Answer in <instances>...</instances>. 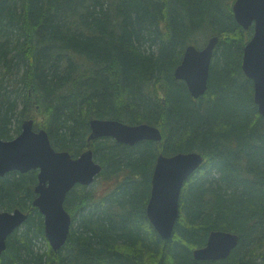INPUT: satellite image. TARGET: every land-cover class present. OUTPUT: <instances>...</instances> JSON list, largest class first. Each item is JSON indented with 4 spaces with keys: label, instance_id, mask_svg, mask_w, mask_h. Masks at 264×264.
I'll return each instance as SVG.
<instances>
[{
    "label": "trees",
    "instance_id": "1",
    "mask_svg": "<svg viewBox=\"0 0 264 264\" xmlns=\"http://www.w3.org/2000/svg\"><path fill=\"white\" fill-rule=\"evenodd\" d=\"M232 1L0 0V138L33 119L53 147L73 156L92 147L102 165L91 185L68 193L72 223L57 253L35 248L45 238L32 205L36 171L0 178V208L29 215L0 264H264V119L241 71L252 29L236 23ZM198 35L218 43L207 89L194 99L172 74ZM92 117L156 123L162 141L87 143ZM158 149L206 158L183 184L166 240L145 214ZM215 229L236 233L237 247L225 259L194 260L191 249Z\"/></svg>",
    "mask_w": 264,
    "mask_h": 264
},
{
    "label": "water",
    "instance_id": "2",
    "mask_svg": "<svg viewBox=\"0 0 264 264\" xmlns=\"http://www.w3.org/2000/svg\"><path fill=\"white\" fill-rule=\"evenodd\" d=\"M232 12L238 25L244 29L253 27L250 40L245 43L241 68L252 81L253 100L257 111L264 118V0H234ZM218 37L213 35L198 48L189 45L183 52L173 75L182 80L194 99L202 96L208 85V72L212 50ZM89 139L111 137L118 142L134 145L140 141L160 140L159 129L148 123L127 124L115 120L90 121ZM196 151H179L170 156L159 155L151 179L150 196L146 215L158 234L171 236L179 216V199L185 179L200 164ZM38 168V182L32 205L43 217L45 236L54 249L65 244L72 219L63 203L67 192L76 184L90 185L101 172L99 163L93 160L91 150L72 158L66 151H56L44 129H33V120L21 123V132L15 138H0V175L18 170L27 172ZM27 217L20 209L0 211V254L6 248L7 237ZM238 237L222 230L211 231L204 247L195 251L201 260L225 258Z\"/></svg>",
    "mask_w": 264,
    "mask_h": 264
},
{
    "label": "bare ground",
    "instance_id": "3",
    "mask_svg": "<svg viewBox=\"0 0 264 264\" xmlns=\"http://www.w3.org/2000/svg\"><path fill=\"white\" fill-rule=\"evenodd\" d=\"M232 4V3H231ZM234 18V17H233ZM242 28V27H241ZM242 29H244V28H242ZM244 30H246V29H244ZM215 36H217V35H215ZM218 37V36H217ZM198 40V39H197ZM200 40H198V42H199ZM217 43H218V41H217ZM217 43L214 45V47H213V50H212V53H213V55H214V53H215V51H216V46H217ZM192 43H189V44H186L185 45V47H184V50L189 46V45H191ZM196 47H198V45H195ZM244 46H245V44L243 45V48H244ZM243 48H242V54H243ZM183 50V51H184ZM212 59H213V56H212ZM212 59H211V62H212ZM241 62H242V57H241ZM211 63H210V66H209V72H208V78H209V75H210V73H211ZM175 69V68H174ZM174 72V71H173ZM173 75V74H172ZM173 77H174V75H173ZM175 78V77H174ZM176 79V78H175ZM177 80H179V79H177ZM237 80L239 81V83H242L243 82V80L239 77V74L237 73ZM253 86V85H252ZM160 89V88H159ZM189 92V91H188ZM190 94V93H189ZM190 96L192 97V95L190 94ZM193 98V97H192ZM261 118L262 119H264L262 116H261ZM94 119H101V118H98V117H92V118H90L89 119V121H88V124H89V133H88V135H87V138H86V141H87V143H90V142H92V141H95V140H97V139H99V138H102V137H97V138H93V139H89V136H90V134H91V128H90V121L91 120H94ZM103 120H115V121H120V122H122V120H119V119H113V118H102ZM123 123H126V122H123ZM128 124V123H127ZM151 125L153 126V127H155V128H157V129H159V131H160V140H157L156 142H158V143H160L161 141H162V137H163V135H162V129H161V127L158 125V124H156V123H151ZM20 132H21V128H20V131L18 132V134H16L15 136H13L12 138H10V139H13V138H15L17 135H19L20 134ZM108 138H111V137H108ZM10 139H7V140H10ZM114 141H116L115 139H114ZM116 142H118V141H116ZM119 143H121V142H119ZM121 144H125V145H128V146H133V145H129V144H126V143H121ZM56 151H66V152H68L70 155H71V157L72 158H77L82 152H84V151H87V150H91L92 151V155H93V160L95 161V162H97V163H99L98 161H96L95 160V158H94V151H93V148L92 147H86L85 149H83L82 151H81V153H79V154H77V155H74L73 156V154H71L69 151H67V150H58V149H56L55 147H53ZM188 151H196L197 152V154H200V157H201V162H200V164H198L197 166H196V168H195V170L185 179V181L186 180H188L189 178H191V177H193V175H194V173L195 172H197L198 170H199V168L205 163V161H206V158H205V156H204V154L201 152V151H197V150H188ZM188 151H185V152H188ZM159 155H162V156H169L170 154H165V153H163L160 149H158L157 151H156V153H155V161L151 164V168H150V172H149V174H148V178L150 179V186H151V179H152V175H153V172H154V168H155V165H156V162H157V158H158V156ZM99 165L101 166V168H102V165L99 163ZM30 171H36V181L34 182V184H33V186H32V190H33V193L35 194V192H34V187H35V185L37 184V182H38V178H37V174H38V168L37 169H30V170H28L27 172H30ZM102 171V170H101ZM11 172H16V173H21V174H24V173H27V172H20V171H18V170H12V171H9V172H7V173H5L4 175H0V178H2V177H4V176H6V175H8V174H10ZM100 174V173H99ZM98 174V175H99ZM97 175V176H98ZM151 175V176H150ZM17 176V175H16ZM184 181V182H185ZM184 184V183H183ZM76 185H81V186H86V185H84V184H80V183H76L68 192H67V194H66V197H65V200H64V203H63V206H64V208L66 209V206H65V201H66V198H67V195H68V193L76 186ZM183 187V186H182ZM146 204H147V202H146ZM14 209H17V208H14ZM14 209H2V208H0V211H9V212H13V210ZM67 210V209H66ZM22 211V210H21ZM68 211V210H67ZM24 212V211H23ZM25 214H27V217H26V219L19 225V226H17L16 228H15V230L16 229H20V231H22L23 229H24V227H22L23 225H24V223H25V221L28 219V217H29V215H28V213L27 212H24ZM68 213H69V211H68ZM70 214V213H69ZM145 214H146V205H145ZM70 216H71V214H70ZM147 216V215H146ZM71 219H72V216H71ZM150 222V221H149ZM151 224V223H150ZM152 225V224H151ZM175 226V225H174ZM152 227H153V225H152ZM154 228V227H153ZM14 230V231H15ZM154 230H155V228H154ZM216 230H221V229H215V230H211V231H216ZM14 231L12 232V233H14ZM156 231V230H155ZM210 231V232H211ZM222 231L223 232H230V231H226V230H223L222 229ZM173 232H174V228H173V231H172V233H171V235L173 234ZM210 232H208V234H207V237H206V241H205V244L203 245V246H195L194 248H192L191 249V256H192V258L194 259V260H196V261H209V260H201V259H199V258H197L196 256H195V251H197L200 247L202 248V247H204L205 245H206V242H207V240H208V237H209V235H210ZM11 233V234H12ZM43 233H44V224H43ZM156 233L158 234V232L156 231ZM230 233H232V234H235L237 237H238V239H237V242H236V244L234 245V247L231 249V251H230V253L225 257V258H227L230 254H231V252L233 251V249H235L236 247H237V245H238V243H239V236L236 234V233H234V232H230ZM10 234V235H11ZM9 235V236H10ZM159 235V234H158ZM8 236V237H9ZM7 237V238H8ZM44 239L42 240V239H38L37 241H36V250L37 251H39L40 253H46L47 251H48V249L50 248V250L52 251V252H54V253H57L62 247H63V245L59 248V249H54L53 247H52V245H50V243L48 242V240H47V238H46V236H45V233H44ZM159 237L162 239V240H166V239H164V238H162L160 235H159ZM6 247H7V239H6ZM6 249V248H5ZM4 251V250H3ZM2 251V252H3ZM225 258H223V259H225ZM52 264H60L59 263V261H58V259L57 258H55L53 261H52Z\"/></svg>",
    "mask_w": 264,
    "mask_h": 264
},
{
    "label": "rangeland",
    "instance_id": "4",
    "mask_svg": "<svg viewBox=\"0 0 264 264\" xmlns=\"http://www.w3.org/2000/svg\"><path fill=\"white\" fill-rule=\"evenodd\" d=\"M196 39L200 40L199 42H198V40H197L196 45H198V47H202V46L205 44V42H206V40H207L208 38H207V37L205 38L203 35H198V36L196 37Z\"/></svg>",
    "mask_w": 264,
    "mask_h": 264
}]
</instances>
